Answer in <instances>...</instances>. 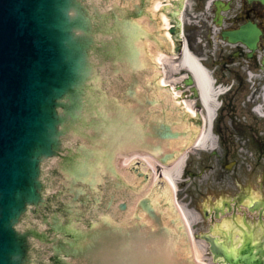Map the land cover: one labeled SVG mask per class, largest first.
Wrapping results in <instances>:
<instances>
[{"label":"water","instance_id":"1","mask_svg":"<svg viewBox=\"0 0 264 264\" xmlns=\"http://www.w3.org/2000/svg\"><path fill=\"white\" fill-rule=\"evenodd\" d=\"M137 1L0 0V264H201L150 194L152 220L113 207L136 189L118 154L156 151L157 39ZM235 36L255 47L251 31ZM205 238L219 263L264 264L251 236Z\"/></svg>","mask_w":264,"mask_h":264},{"label":"flooded vegetation","instance_id":"2","mask_svg":"<svg viewBox=\"0 0 264 264\" xmlns=\"http://www.w3.org/2000/svg\"><path fill=\"white\" fill-rule=\"evenodd\" d=\"M137 2L143 4V11L146 12L144 13L147 16L145 27L157 39L148 41V54L151 56L153 51L155 58L157 54L163 55L161 59H157L159 63L155 69V76L161 78V84H158V87L165 92V97L168 90H173L183 97H195L192 79L189 76L190 71L182 59L185 44L199 61L206 65L212 76L221 79L229 75L238 84L243 78L248 51L243 47L246 45L243 41L232 45L230 37H225V32L253 27L260 30L255 39L257 47L264 45V0H144V3L139 0ZM135 7L132 2L134 10ZM152 74L151 68L148 79L153 82ZM159 103L160 110L155 114L156 121L153 123L154 129L151 136V140L155 141L153 146L156 147V151L146 148L148 155L144 162L137 160L136 154H131L128 159L123 158L118 162V169L128 170L132 175L133 183L131 184L136 187L129 191L130 197L127 195L124 197L125 209H120V201L113 204L120 216L131 208L132 213L139 211L147 219L152 220L142 207L143 198L148 197V194L136 198L142 189H147V192L151 193L149 197L158 195L156 201L159 208H169V201L161 193V180L157 179L162 174L163 161L169 154L165 147L171 141L199 136L195 127H201L206 122L204 118L197 115L203 109L198 99L191 103L190 114L179 112V104L163 100V98L159 100ZM232 105L230 102L223 101L217 111L218 116L213 122L210 133L214 138L218 122L224 113L223 110L230 106L232 108ZM245 120L247 125H252L250 131L253 135H258L256 129L258 122L249 117ZM163 123L171 125L173 131L179 132V136L170 137L159 133ZM194 145L195 143L188 149V154L181 165L175 195L176 201L189 210L193 234L201 236L204 232L210 231L217 217L216 209H213L212 213L206 207L211 201L208 196L213 198L222 190L231 192L233 185L239 187L246 183L248 171L241 165L237 166V161L232 158L225 163L222 162L223 157L232 155L233 149L225 150L221 160L216 161L212 159L217 155L216 150L193 149ZM195 151H199L197 157L194 155ZM255 152L257 155L261 154V151L255 150ZM230 162L234 164L228 165ZM219 164L220 169L217 166ZM247 196L244 190L239 189L234 197L224 200L217 209L223 208L230 215L234 211L247 212L249 205L243 208V200ZM145 201L152 205L150 198ZM254 205L255 202L252 206ZM219 210L217 211L221 214ZM256 216L260 218L259 210ZM170 222L173 223L174 220L170 219ZM239 225L237 224L236 228L241 230ZM205 226L207 229H203Z\"/></svg>","mask_w":264,"mask_h":264},{"label":"rangeland","instance_id":"3","mask_svg":"<svg viewBox=\"0 0 264 264\" xmlns=\"http://www.w3.org/2000/svg\"><path fill=\"white\" fill-rule=\"evenodd\" d=\"M230 81L231 77L227 75L224 81ZM236 88L227 99L226 102H230L232 108L228 107L223 110L222 118L218 122L217 133L215 141L212 142L217 149L216 157L213 160H221V155L225 150L233 149V153L230 157H223L222 162H227L230 158L237 160V166H243L248 171V181L241 186L233 185L231 192L222 190L217 196L210 198V204H216L223 199L234 195L236 191L242 189L249 192L252 196L259 195L264 197V119H261L256 128L258 135H253L250 131L252 125H247L244 117H255L252 113L249 104L245 106L243 103L247 100V94H250L249 84L247 80L236 82ZM257 125H255L256 127ZM252 129V128H251ZM219 136V138H218ZM254 149L261 151L260 156L256 155ZM199 154V151H195L194 155ZM220 169V164L217 165ZM236 173H234L235 175ZM261 183V185H260ZM251 215V214H250ZM207 229V226L203 227ZM195 249L199 257L200 262H209L208 253L201 246L196 245Z\"/></svg>","mask_w":264,"mask_h":264},{"label":"bare ground","instance_id":"4","mask_svg":"<svg viewBox=\"0 0 264 264\" xmlns=\"http://www.w3.org/2000/svg\"><path fill=\"white\" fill-rule=\"evenodd\" d=\"M183 60L193 73L196 76L198 85L201 90V97L204 102V105L207 109L208 117L211 119L214 115V108L216 106V94L218 91L214 89L211 83L210 76L206 73V71L198 64L197 60L189 53V51H185L183 54ZM208 118V119H209ZM214 137L210 134L209 128H204L202 130V134L200 137L199 145L201 147H207V144L213 141ZM183 157L177 160L172 166L168 168V179L171 183H174L176 178L179 176V169L182 165ZM181 205V204H180ZM182 214L187 221L188 224H191V217L187 213L186 209L181 205L180 207ZM199 241H196V245H199Z\"/></svg>","mask_w":264,"mask_h":264}]
</instances>
